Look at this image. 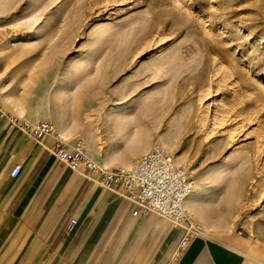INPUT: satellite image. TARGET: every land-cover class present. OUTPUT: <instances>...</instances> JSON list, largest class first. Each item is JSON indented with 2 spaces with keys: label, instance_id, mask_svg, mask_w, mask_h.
<instances>
[{
  "label": "rangeland",
  "instance_id": "rangeland-1",
  "mask_svg": "<svg viewBox=\"0 0 264 264\" xmlns=\"http://www.w3.org/2000/svg\"><path fill=\"white\" fill-rule=\"evenodd\" d=\"M0 96L109 167L159 144L202 231L264 258V0H0Z\"/></svg>",
  "mask_w": 264,
  "mask_h": 264
},
{
  "label": "crops",
  "instance_id": "crops-1",
  "mask_svg": "<svg viewBox=\"0 0 264 264\" xmlns=\"http://www.w3.org/2000/svg\"><path fill=\"white\" fill-rule=\"evenodd\" d=\"M31 108L0 96V112L43 121ZM74 125L62 130L72 136ZM53 144L51 137L37 141L8 130L0 113L1 264H58L61 255H67L64 264H89L108 253L115 264L124 254L143 264H264L240 248L239 239L208 235L177 254L182 229L158 215L134 214L133 204L118 195L119 185L103 188L73 171L50 151ZM15 165L21 172L11 177ZM72 220L77 224L70 230Z\"/></svg>",
  "mask_w": 264,
  "mask_h": 264
},
{
  "label": "built area",
  "instance_id": "built-area-1",
  "mask_svg": "<svg viewBox=\"0 0 264 264\" xmlns=\"http://www.w3.org/2000/svg\"><path fill=\"white\" fill-rule=\"evenodd\" d=\"M0 113L6 119L8 130H19L37 141L53 138L50 151L73 171L103 188L114 189L119 185L118 195L133 204L134 214L158 215L182 229L177 254L185 251L196 238L206 235L187 211V201L195 190L189 167L180 164L159 144L129 165L109 167L91 155L84 140L64 138L53 121H31L13 111ZM20 172L21 165H15L10 175L17 177ZM76 224L77 220H72L70 230Z\"/></svg>",
  "mask_w": 264,
  "mask_h": 264
},
{
  "label": "bare ground",
  "instance_id": "bare-ground-1",
  "mask_svg": "<svg viewBox=\"0 0 264 264\" xmlns=\"http://www.w3.org/2000/svg\"><path fill=\"white\" fill-rule=\"evenodd\" d=\"M193 192H194V191H193ZM192 194H193V193H192ZM192 194H191V195H192ZM197 196H198V192H196L194 195H192V197L190 196V197H191V199H190V197H189V199H190V200H194V201H195V199H197V198H198ZM189 199H188V200H189ZM187 202H188V201H187ZM195 207H196V206H195ZM195 207H194V208H195ZM189 215H190V214H189ZM190 216H192V215H190ZM191 218H192V217H191ZM192 219H193V218H192ZM197 220H198V219H197ZM205 222H206V221H205Z\"/></svg>",
  "mask_w": 264,
  "mask_h": 264
}]
</instances>
